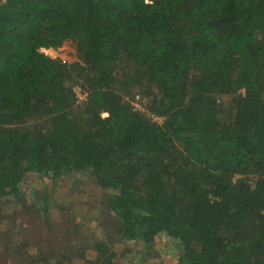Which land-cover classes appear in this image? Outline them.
Instances as JSON below:
<instances>
[{
	"label": "trees",
	"instance_id": "1",
	"mask_svg": "<svg viewBox=\"0 0 264 264\" xmlns=\"http://www.w3.org/2000/svg\"><path fill=\"white\" fill-rule=\"evenodd\" d=\"M83 171L139 260L163 235L173 264H264V0H0V258L71 264L13 239L18 208L53 221L27 177Z\"/></svg>",
	"mask_w": 264,
	"mask_h": 264
},
{
	"label": "rangeland",
	"instance_id": "2",
	"mask_svg": "<svg viewBox=\"0 0 264 264\" xmlns=\"http://www.w3.org/2000/svg\"><path fill=\"white\" fill-rule=\"evenodd\" d=\"M46 52L52 55V51ZM78 86L74 84L72 89ZM75 97L79 102L83 101V98L76 95ZM132 104L142 112L146 111L145 99L134 97ZM150 117L158 123L162 120L153 114ZM42 191L47 192L50 197L48 211L53 217L52 223L47 225L40 213L27 215L18 208L20 211L18 228L22 230V235L20 233L14 235L13 240L19 241L20 237L24 236L27 242L31 243L34 240L40 243L45 240L46 244L47 237L51 238L50 241L61 243L68 250L67 253L73 255L71 264H91L89 257L97 252L94 243L99 240L105 242L109 248H114L116 264H173L177 261L178 250L175 244L163 235L155 238L148 251L142 252L144 259L139 260L137 253L143 244L133 240L124 241L118 237L114 231L116 227L114 214L108 212L104 205L108 192L98 188L88 171L66 173L55 182L42 180L34 175L26 178L23 183L25 202L32 203L33 197H42ZM5 201V198L0 199V211L13 216L15 212L13 205H8ZM1 226L2 224L0 231L4 232L6 226ZM3 247L4 242L0 245V248ZM30 251L32 252L31 248ZM2 257L0 264H7V260ZM7 259L11 261L12 258Z\"/></svg>",
	"mask_w": 264,
	"mask_h": 264
},
{
	"label": "built area",
	"instance_id": "3",
	"mask_svg": "<svg viewBox=\"0 0 264 264\" xmlns=\"http://www.w3.org/2000/svg\"><path fill=\"white\" fill-rule=\"evenodd\" d=\"M74 90L75 95L78 98H83L82 100H84L86 98V92H84L79 86L76 87ZM243 92V91H242ZM78 101V100H77Z\"/></svg>",
	"mask_w": 264,
	"mask_h": 264
}]
</instances>
